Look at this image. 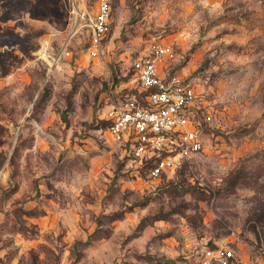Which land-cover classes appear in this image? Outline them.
I'll return each mask as SVG.
<instances>
[{"label": "rangeland", "instance_id": "374dc122", "mask_svg": "<svg viewBox=\"0 0 264 264\" xmlns=\"http://www.w3.org/2000/svg\"><path fill=\"white\" fill-rule=\"evenodd\" d=\"M99 1L0 0V264H264V0H104L92 57L86 28L67 38ZM152 41L203 145L158 178L104 120Z\"/></svg>", "mask_w": 264, "mask_h": 264}, {"label": "built area", "instance_id": "2783aa9c", "mask_svg": "<svg viewBox=\"0 0 264 264\" xmlns=\"http://www.w3.org/2000/svg\"><path fill=\"white\" fill-rule=\"evenodd\" d=\"M71 38L86 28L90 35V55L96 57L100 43L110 28V7L101 0L91 16L85 8H75ZM66 45V43L64 44ZM58 58L64 53V46ZM161 42L152 41L148 53L132 64L139 88L136 98L111 102L105 113L107 132L116 143L128 147L135 159L149 165V175L158 178L175 170L201 151L203 145L194 114L198 108L190 82L178 77L163 78L158 65L168 54ZM198 264H233L219 252L207 249Z\"/></svg>", "mask_w": 264, "mask_h": 264}, {"label": "trees", "instance_id": "16d2710c", "mask_svg": "<svg viewBox=\"0 0 264 264\" xmlns=\"http://www.w3.org/2000/svg\"><path fill=\"white\" fill-rule=\"evenodd\" d=\"M132 95H135V96H136V98H138V97H139L138 93H136V92H134ZM105 123H106V126H107V122H105Z\"/></svg>", "mask_w": 264, "mask_h": 264}]
</instances>
